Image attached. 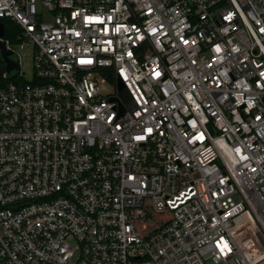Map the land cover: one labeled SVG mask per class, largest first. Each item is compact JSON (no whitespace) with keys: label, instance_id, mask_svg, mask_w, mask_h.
<instances>
[{"label":"built area","instance_id":"obj_1","mask_svg":"<svg viewBox=\"0 0 264 264\" xmlns=\"http://www.w3.org/2000/svg\"><path fill=\"white\" fill-rule=\"evenodd\" d=\"M0 18L32 45L25 77L0 35V264H264V0Z\"/></svg>","mask_w":264,"mask_h":264},{"label":"rangeland","instance_id":"obj_2","mask_svg":"<svg viewBox=\"0 0 264 264\" xmlns=\"http://www.w3.org/2000/svg\"><path fill=\"white\" fill-rule=\"evenodd\" d=\"M13 50H14V54H12L13 56H15L16 54L19 55L20 60H21V70L23 71V74L25 77H30L31 75V71H32V45L30 43L24 42L22 44L20 43H13L12 45ZM113 86L110 82L105 81L103 83V92H110L112 91ZM251 228H254V226H252ZM246 234L250 235V228L246 229Z\"/></svg>","mask_w":264,"mask_h":264},{"label":"water","instance_id":"obj_3","mask_svg":"<svg viewBox=\"0 0 264 264\" xmlns=\"http://www.w3.org/2000/svg\"><path fill=\"white\" fill-rule=\"evenodd\" d=\"M3 33H4V25L0 21V35H2ZM11 54H12V50L6 48L4 41L0 40V57H1L2 61L4 62L5 69L7 71H10L13 68H18V62L10 56ZM119 85L122 86L123 83L119 82ZM256 235L258 236V238L260 239V241L264 245V238H263L262 234L258 231V232H256Z\"/></svg>","mask_w":264,"mask_h":264},{"label":"trees","instance_id":"obj_4","mask_svg":"<svg viewBox=\"0 0 264 264\" xmlns=\"http://www.w3.org/2000/svg\"><path fill=\"white\" fill-rule=\"evenodd\" d=\"M1 22L4 25V36L5 37H9L10 40L15 43L17 42V38L14 35V33L12 32L13 29V25L12 23L9 21V19L6 18H0ZM4 69V63L2 61V59L0 58V72Z\"/></svg>","mask_w":264,"mask_h":264}]
</instances>
